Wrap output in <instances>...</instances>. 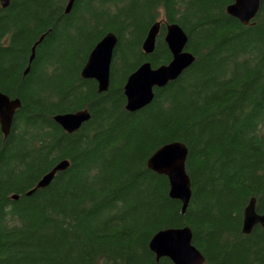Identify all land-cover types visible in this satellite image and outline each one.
Segmentation results:
<instances>
[{"label": "trees", "instance_id": "obj_1", "mask_svg": "<svg viewBox=\"0 0 264 264\" xmlns=\"http://www.w3.org/2000/svg\"><path fill=\"white\" fill-rule=\"evenodd\" d=\"M244 25L235 0H11L0 3V92L19 99L0 125V264H174L150 250L162 230L188 227L204 264H264V227L243 230L252 198L264 214V0ZM161 22L153 53L143 44ZM186 33L191 65L126 109L128 77L173 55L167 25ZM117 36L108 91L82 78L90 52ZM43 38V40H41ZM35 49V57L31 54ZM88 111L73 133L54 120ZM188 148L186 212L148 160ZM69 167L35 190L62 161ZM16 195L19 199H13Z\"/></svg>", "mask_w": 264, "mask_h": 264}, {"label": "water", "instance_id": "obj_2", "mask_svg": "<svg viewBox=\"0 0 264 264\" xmlns=\"http://www.w3.org/2000/svg\"><path fill=\"white\" fill-rule=\"evenodd\" d=\"M11 0H0L2 8L10 5ZM75 0H70L67 4L66 12H70ZM260 6L259 0H235L226 11L229 15L240 20L244 25H248L258 12ZM160 24L156 23L150 29L143 44V51L152 53L155 49L156 37L159 34ZM166 43L168 50L173 55L171 63L158 69H153L150 63L143 64L135 73L128 77L125 86V95L127 97L126 109L129 112L139 111L155 98L154 90L163 88L188 68L194 60L189 51H186L188 37L178 25H167ZM43 40V38L41 39ZM118 40L114 33H108L90 52V56L82 71V78L94 79L98 83V91L103 93L108 91L111 79V64ZM35 49L31 54V60L35 57ZM19 99H11L7 94L0 92V125L5 136H8L13 126L14 117L17 110L21 107ZM90 119L88 111H79L76 113L62 114L54 117L56 123L68 132L73 133L80 129L83 123ZM188 157V148L185 144L174 142L160 148L148 160V166L154 172L165 175L169 179L170 197L182 202V213L192 197L191 179L186 172V159ZM68 161H62L43 177L37 184L35 190L27 195L33 194L36 189L48 187L56 174L69 167ZM13 199H19L14 195ZM1 203V200H0ZM256 199L252 198L244 212L243 232L249 234L255 226L264 227V214H258L256 211ZM1 208V204H0ZM150 250L156 255L157 261L160 258H169L174 264H204V255L193 245V233L188 227L179 229H166L157 233L150 241Z\"/></svg>", "mask_w": 264, "mask_h": 264}]
</instances>
